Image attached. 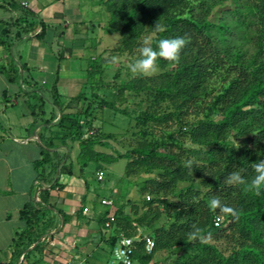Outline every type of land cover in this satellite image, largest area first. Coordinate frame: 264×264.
Wrapping results in <instances>:
<instances>
[{"label":"trees","instance_id":"obj_1","mask_svg":"<svg viewBox=\"0 0 264 264\" xmlns=\"http://www.w3.org/2000/svg\"><path fill=\"white\" fill-rule=\"evenodd\" d=\"M97 5L107 12V27L119 32V40L91 58L88 92L78 95L76 111L63 112L57 124L61 137L78 141L82 169L89 162L101 165L125 157L126 176L147 174L140 191L153 197L132 201L130 212L123 204L116 209L110 245L121 233L133 236L140 229L155 241L151 252L144 241L137 243L133 259L141 264L155 262L158 252H167L168 264H264V191L256 196L224 182L229 172L241 168L250 179L251 164L264 159V0H97ZM17 21L26 24V33H35L39 25L33 19ZM156 23L165 31L156 32ZM40 24L36 36L42 38L45 26ZM177 36L191 37L179 63L159 59L155 76L104 81L114 55L133 62L145 39L155 49L159 40ZM103 88L116 89L112 99L101 95ZM125 91L146 95L147 104L136 115L117 104ZM97 108L112 109L138 124L124 152L97 147H107L106 139L113 136L93 128ZM188 159L194 160L193 173L184 166ZM213 196L239 210V219L211 210ZM43 202L44 196L37 203ZM30 213L28 207L21 211L27 223ZM108 213L103 211V222ZM217 216L220 226L214 225ZM193 223L203 239H187ZM21 239L17 235L15 243Z\"/></svg>","mask_w":264,"mask_h":264},{"label":"crops","instance_id":"obj_2","mask_svg":"<svg viewBox=\"0 0 264 264\" xmlns=\"http://www.w3.org/2000/svg\"><path fill=\"white\" fill-rule=\"evenodd\" d=\"M104 18L97 0H0V264H108L115 229L105 227L102 213L114 214L123 203L108 208L82 186L60 180L77 153L74 141L56 150L68 154L65 163L41 164L49 161L44 146L62 136L60 116L75 112L78 95L89 90L95 56L84 49L102 51L114 33ZM18 19L37 22L35 33L24 32ZM42 196L47 203H37Z\"/></svg>","mask_w":264,"mask_h":264},{"label":"rangeland","instance_id":"obj_3","mask_svg":"<svg viewBox=\"0 0 264 264\" xmlns=\"http://www.w3.org/2000/svg\"><path fill=\"white\" fill-rule=\"evenodd\" d=\"M103 12V16L107 17L108 14L104 9H101ZM103 19V17H101ZM106 18H104L105 20ZM107 20V19H106ZM119 32L114 31V33L108 37L107 40V47L111 48L116 45V42L119 40ZM104 50V49H103ZM101 49L98 48V53L103 52ZM84 54L88 57L91 55H95V50L93 48L84 49ZM108 55L104 53V56ZM113 57H117V62L115 64L109 63L108 66L105 68L103 79L105 82L119 84L121 82L127 81L129 78L132 77L131 72L128 68L130 60L124 55H114ZM112 58V57H111ZM109 59V61L111 60ZM116 92L115 88H103L101 90V95L105 99H112L113 93ZM121 102L118 101L121 107H126L127 111L131 114V116L136 115L141 108L147 104L146 95L144 92L141 93H130L129 91H125L123 99H120ZM32 103H36L32 101ZM163 102L162 104H164ZM32 104V105H33ZM38 109V108H37ZM191 114L194 113L193 109H190ZM95 119L93 120V128L98 131L100 128L101 133H111L113 136L106 139L109 143L107 147H100L97 145L98 148L103 149L109 153L115 154V150L117 149L121 152H124L130 145H132V141L135 139L134 132H138L139 126L134 121H131L127 116L113 111L112 109H104L103 112L98 110V108L93 112ZM190 114V115H191ZM194 118V117H191ZM134 124V125H133ZM133 125V126H132ZM130 127V128H129ZM59 131L61 132L60 128L58 127ZM93 129V130H94ZM174 129V127H170L169 130ZM92 131H87L84 135L91 134ZM68 141H70L68 143ZM73 140L69 137H61L56 138L52 145H45L44 156L48 157L49 161H42V166L46 168L49 166L50 168L55 164L62 165L65 161V157L67 159L68 154H60V152L56 151L60 145H64L65 147H69ZM73 143H78V141H74ZM49 146V148H48ZM54 148L55 150H52ZM79 145H77L76 149L72 150V153L78 152ZM77 153L70 157L67 161L66 169L64 172H61V179L69 183L70 185H80L84 188L86 196L91 195L94 198L95 203H102V198H111L116 200V203H123L125 205V210L127 209L128 212L131 211L132 201H138L143 198H147V196L153 197L149 192L142 193L140 188L142 186V182L144 177L147 176L146 173L140 172L138 174H132L129 177L125 175V165L127 159L125 157H120L112 163H104L99 165L96 162H89L87 166L83 169L81 168L80 163L78 162ZM51 160V161H50ZM57 160H60L57 162ZM57 162V163H56ZM101 167L104 171L103 179L97 178V168ZM58 170H56L57 173ZM195 180L198 181L197 178ZM132 183H134L132 185ZM188 182L181 183L186 184ZM73 189V187L71 188ZM74 191L78 192L77 188H74ZM40 194V192H39ZM89 201V200H87ZM113 207V206H109ZM165 219V217L163 218ZM180 249L174 250V255L179 253ZM167 252H158L155 256V262L151 261L149 264H168L169 261L165 259ZM134 264H141L139 262H134Z\"/></svg>","mask_w":264,"mask_h":264},{"label":"clouds","instance_id":"obj_4","mask_svg":"<svg viewBox=\"0 0 264 264\" xmlns=\"http://www.w3.org/2000/svg\"><path fill=\"white\" fill-rule=\"evenodd\" d=\"M156 32L165 31L158 23L154 27ZM191 37L177 36L173 38L161 39L158 42L157 48L151 46V40L145 39L142 46L138 49L139 56L131 63L128 68L133 77H152L159 73V65L157 61L163 59L172 63H179L182 50L190 43ZM117 57H112L109 63L115 64ZM193 159L185 161V167L190 173H193ZM252 175L249 179L244 175V169H237L227 174L224 182L228 186H244V190L252 192L256 196H260L264 191V159L257 160L251 164ZM196 202V198H194ZM211 210H219L221 214L230 215L238 220L240 211L221 202L217 196H213L209 200ZM189 241H197L203 239L202 229L195 223L190 227L187 233Z\"/></svg>","mask_w":264,"mask_h":264},{"label":"built area","instance_id":"obj_5","mask_svg":"<svg viewBox=\"0 0 264 264\" xmlns=\"http://www.w3.org/2000/svg\"><path fill=\"white\" fill-rule=\"evenodd\" d=\"M97 178L102 179L104 175L103 170H99L96 172ZM149 199L150 197L147 196ZM102 204L111 206L113 205V201L111 198H102L101 200ZM109 218L104 222V225L107 229L112 227V223L115 220V214L107 215ZM214 225L220 226L221 225V218L219 216L215 217L214 219ZM144 241V249L147 252H151L155 246L154 239L147 235L146 233L142 232L140 229H138V233L133 236H127L123 233H121L115 244L111 248L110 258L108 261V264H134L133 255L136 250V245L138 242ZM3 264H9L3 263Z\"/></svg>","mask_w":264,"mask_h":264}]
</instances>
